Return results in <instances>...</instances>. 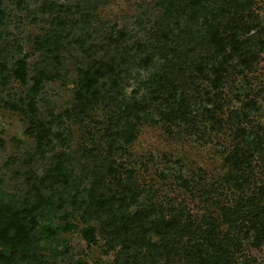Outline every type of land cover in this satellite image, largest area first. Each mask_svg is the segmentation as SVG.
I'll return each mask as SVG.
<instances>
[{
	"label": "rangeland",
	"instance_id": "1",
	"mask_svg": "<svg viewBox=\"0 0 264 264\" xmlns=\"http://www.w3.org/2000/svg\"><path fill=\"white\" fill-rule=\"evenodd\" d=\"M0 140V204L21 210L30 180L53 177L14 264H200L149 255L153 229L143 247H111V214L144 228L175 217L193 252V230L214 226L231 239L219 264H264L248 223L264 206V0H0ZM225 214L245 222L228 229Z\"/></svg>",
	"mask_w": 264,
	"mask_h": 264
},
{
	"label": "trees",
	"instance_id": "2",
	"mask_svg": "<svg viewBox=\"0 0 264 264\" xmlns=\"http://www.w3.org/2000/svg\"><path fill=\"white\" fill-rule=\"evenodd\" d=\"M211 44L212 46L220 52L225 51V41L218 31H215L211 36ZM26 70V62L25 60H19L17 62V68L14 71L15 75L24 80L25 71ZM220 79V78H219ZM41 80L36 79L34 84V91L38 90L40 86ZM3 141L0 140V147L3 145ZM239 150L236 151L235 156L238 154ZM254 152H258L262 159L264 160V149L256 147ZM253 152H249L247 156H244V153L240 155L242 160H234L233 169L236 171L235 180L238 182V179L245 178V170L244 163L249 161V158L252 157ZM233 156V157H235ZM236 158V157H235ZM247 164V163H246ZM248 169L251 167L250 163L247 164ZM53 177L48 176L47 179H31L30 182L31 187L28 191L30 194H33V197H28L26 195V200L22 203V209H16L11 205L0 204V264H14L21 257L23 252L29 249L31 246H34L37 242V234H36V221H35V210L36 206L31 202V198H35V200L41 197V190L47 186V183H50V179ZM51 184V183H50ZM98 184L94 187V195L96 202L98 204V209H103L106 211H111L113 199L107 198V192L103 190V188H98ZM102 191V192H101ZM238 210L233 209L232 213L239 215ZM229 214V213H228ZM228 214H225V223L227 224L228 229L238 230L240 226L245 222L244 219L232 221ZM250 218H248L249 226L255 230L256 236L255 241L260 244L264 241V206L257 204L256 209L251 214H248ZM145 218L142 214H137L133 217H124L121 220V223L117 222V218L115 215L111 214V218L109 221H112L114 225L113 229L109 235L111 247L112 242L118 243L125 236L129 240L132 245L136 247L144 246V235L148 233V231H153L163 235V241L160 245H154L153 247L148 248L149 255L154 252L158 257H163L166 255L169 257L171 254L181 255L184 257V260L189 261V263H193L195 260V253L198 255V259H200V264H207L208 257L212 256L215 258V264H219L218 258H228L229 255L227 251H225V247L230 245L229 241H231L228 236H218L216 233V228L214 226H208L206 230H201L200 227H197L193 230L191 236L195 240L196 238H201V243L198 242L193 245L196 247V251L188 249L187 241L184 242L183 236L186 234L187 229L182 228L179 230L178 223L179 220L177 218H171L169 220H164L158 223L153 228H144L143 223ZM239 224V225H238ZM242 224V225H241ZM190 228V227H189ZM185 233V234H184ZM199 241V239H198ZM204 242L207 243L211 247V252L207 251L204 246ZM202 253V254H199ZM204 253V255H203ZM27 254H25L23 261ZM218 257V258H217ZM134 260L136 259L132 257V260L129 262L127 259H123L122 264H135ZM119 262L121 259L119 258ZM121 263V262H120Z\"/></svg>",
	"mask_w": 264,
	"mask_h": 264
}]
</instances>
